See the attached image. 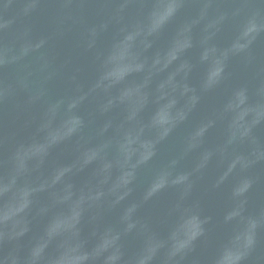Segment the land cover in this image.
<instances>
[{"label": "water", "instance_id": "95a60500", "mask_svg": "<svg viewBox=\"0 0 264 264\" xmlns=\"http://www.w3.org/2000/svg\"><path fill=\"white\" fill-rule=\"evenodd\" d=\"M47 227L89 253L118 237L117 264H264V0H0V264Z\"/></svg>", "mask_w": 264, "mask_h": 264}, {"label": "clouds", "instance_id": "9594fccd", "mask_svg": "<svg viewBox=\"0 0 264 264\" xmlns=\"http://www.w3.org/2000/svg\"><path fill=\"white\" fill-rule=\"evenodd\" d=\"M175 9H176L175 3L169 2V3L163 4L158 11L153 13L151 30H155L156 28L160 27L169 17H171L173 15V13L175 12ZM174 58H175V51H173L169 56V59H174ZM222 73H223V66L220 67V69H219L217 79L212 83L206 82L207 85L211 86L212 84H215L221 78ZM245 99H246V97H245L243 91H239L235 94L234 104L231 106L239 109L240 106L244 104ZM171 103H174V101L170 102L168 105L163 106L161 108V110L157 113V116L155 118L156 123L159 124L158 118H159V114L161 112H166L168 115V120L170 119L169 113H168V108L171 106ZM241 112L246 113V110L241 109V111L239 113H241ZM239 113H238L237 117L239 116ZM168 120H167V122H168ZM239 121H242V120H238V123H239ZM242 127H243L242 124L239 123L238 129L242 128ZM60 133H61V130H56V131L50 133L51 140L55 141V140L61 138L63 135H61ZM243 134H244V132L242 131L241 135H243ZM239 192H241V191H239ZM151 194L152 193H150L149 195H151ZM77 206H78V204H77ZM56 218H57V216L54 217L52 219V221ZM193 218H195V220L197 222V226H198L197 230L195 232H192L189 230V221L192 220ZM10 220H11V218H5L3 223L10 221ZM78 221H79V219H78ZM78 221H77V223H78ZM13 225L15 226L14 223H13ZM199 230H200L199 221L195 216L182 217L180 220H178L174 226V231L172 233L174 250L179 251L180 249H183L186 246H188L190 244V242L199 233ZM57 236L63 238L62 245H61L62 251L56 258L52 259L49 262V264H65L63 257L74 246L76 247L77 254L82 255L83 258L80 260L74 261L73 264H86V262L89 261L90 259L100 256L102 253L107 252L109 249H113V250L105 257V264H117V261L120 259L119 251L115 247V242L118 238L116 236L105 235L101 239L100 243L95 247V249H93V251L91 253H89V252L82 250L81 245L73 238L72 233L61 231V232H55V233L50 234L48 232V227H47L46 232H45V236L41 239V241L37 242V244L33 246L31 253H30V257L27 261V264H38V262L42 259V253H43L44 248L47 246V243L50 240H52L54 237H57ZM251 243H252L251 236L250 235L245 236L243 247L247 248L248 246L251 245ZM152 250H153L152 248H149L148 249L149 254L141 257L138 260L137 264H146V261L148 259H150V254H151ZM242 255H243V252L240 250H237L235 253H229L225 257L224 264H235L236 261H239L241 259ZM12 264H16L15 258H13Z\"/></svg>", "mask_w": 264, "mask_h": 264}]
</instances>
